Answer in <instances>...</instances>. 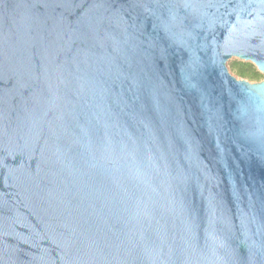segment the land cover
Here are the masks:
<instances>
[{
  "label": "water",
  "instance_id": "1",
  "mask_svg": "<svg viewBox=\"0 0 264 264\" xmlns=\"http://www.w3.org/2000/svg\"><path fill=\"white\" fill-rule=\"evenodd\" d=\"M264 0H0V264H264Z\"/></svg>",
  "mask_w": 264,
  "mask_h": 264
},
{
  "label": "trees",
  "instance_id": "2",
  "mask_svg": "<svg viewBox=\"0 0 264 264\" xmlns=\"http://www.w3.org/2000/svg\"><path fill=\"white\" fill-rule=\"evenodd\" d=\"M234 74L249 81H260L263 76L251 62L237 61L231 64Z\"/></svg>",
  "mask_w": 264,
  "mask_h": 264
},
{
  "label": "rangeland",
  "instance_id": "3",
  "mask_svg": "<svg viewBox=\"0 0 264 264\" xmlns=\"http://www.w3.org/2000/svg\"><path fill=\"white\" fill-rule=\"evenodd\" d=\"M237 61H243V62H246V61H244V60H241L240 58H238V57H233V58H229L227 61H226V65H227V68H228V70L233 74V75H235L234 74V72H233V70L231 69V64L233 63V62H237ZM247 62H249V61H247ZM253 64V63H252ZM254 65V64H253ZM255 66V65H254ZM261 74H262V76H263V78L261 79V80H264V72H261V71H259ZM236 76V75H235ZM237 78H240V77H238V76H236ZM249 81V80H248ZM250 82H257V81H250Z\"/></svg>",
  "mask_w": 264,
  "mask_h": 264
}]
</instances>
